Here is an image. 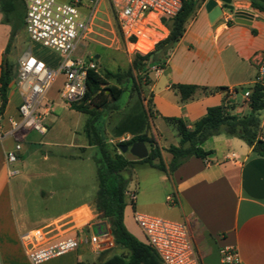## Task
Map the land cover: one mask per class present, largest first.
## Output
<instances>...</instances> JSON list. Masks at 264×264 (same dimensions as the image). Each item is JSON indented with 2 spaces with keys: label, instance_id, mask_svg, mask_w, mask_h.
<instances>
[{
  "label": "crops",
  "instance_id": "crops-1",
  "mask_svg": "<svg viewBox=\"0 0 264 264\" xmlns=\"http://www.w3.org/2000/svg\"><path fill=\"white\" fill-rule=\"evenodd\" d=\"M82 1L83 10L92 2ZM206 2L188 21L183 37L165 60L164 71L152 73L150 91L155 134L158 131L160 138L169 134L174 139L169 146L158 140L167 168L172 156L168 152L166 155L165 151L180 142L176 127L167 119H183L192 129L211 107L225 105L231 114L237 116L250 113L249 102L239 104L238 101L245 99V93L251 94L255 85L260 56L264 53V15L247 23L239 22L236 12L252 11L251 3L249 0H233L232 9H224L212 22ZM218 4L222 6L221 2ZM2 19L0 11V67L11 32L10 25L3 24ZM25 33L22 28L14 39L8 59L13 51L17 52L18 62L29 53L22 38ZM19 39H22L21 43ZM9 62L16 71L8 90L7 108L0 114V133L9 127L11 118L18 117L22 102L16 85L18 67L10 59ZM176 85H194L200 89L193 99L183 102L174 88ZM219 88L223 90L210 93V90ZM230 90L235 92L230 94ZM259 118L264 140V109L259 112ZM203 148L210 152L206 159L192 158L173 173L161 171L167 174L166 188L176 198L166 216L173 221L188 223L202 264H221L220 249L225 246L240 251L242 264H264V157L243 140L227 134L210 138ZM93 204L78 205L54 221L67 220L71 234L84 227L91 228L95 217ZM82 209L89 210L91 216L88 220L81 221L75 215ZM131 209L129 216L127 208L125 210V225L146 244L143 232L133 218V211H139L137 205ZM97 228L100 225H94L96 233L99 232ZM113 249L105 251L108 252L106 258L113 255ZM120 250L121 254L128 253ZM100 255L82 245L77 251L50 261L97 264ZM92 256L96 261L86 260Z\"/></svg>",
  "mask_w": 264,
  "mask_h": 264
},
{
  "label": "rangeland",
  "instance_id": "rangeland-1",
  "mask_svg": "<svg viewBox=\"0 0 264 264\" xmlns=\"http://www.w3.org/2000/svg\"><path fill=\"white\" fill-rule=\"evenodd\" d=\"M92 4L93 2H90L89 6L85 5V14L92 11ZM22 38L28 52L31 50L34 56L43 59L51 67H56L61 61L57 53L31 42L27 34ZM21 41L22 39H19L20 43ZM72 57L95 62L103 76L108 72L116 74L132 70L134 55L128 53L112 0L98 2L95 18L86 39L78 44ZM9 59L16 67L19 66L20 60L18 62L16 51L11 53ZM153 68L154 66H150L145 73L146 78L128 88L117 107L113 106L104 113L102 123L109 144H123L141 133L152 137L157 144L158 140L165 146L174 142L169 134L160 138L157 131L156 135L154 115L152 118L147 117L151 105L150 85ZM134 75L136 76L135 72ZM64 80L65 77L60 75L48 94V99L55 101V112L48 122L49 132L45 136L36 133L25 141L17 163L9 166L6 164V152L15 150L14 141L7 138L0 140L1 264H29L20 241L21 234L53 223L57 216L78 205L93 204L95 201L99 187L94 159L97 150L88 145L84 133L88 116L73 110L61 98L60 91ZM110 87L120 88L112 79L106 80L103 86ZM109 100L112 101V98ZM238 102L240 104L248 101L241 99ZM146 146L150 153V144ZM165 154L167 155V151ZM124 155L129 160H138L130 153ZM165 173L145 163H138L130 172L125 173L130 181L128 190L137 193L133 203L127 199L128 216L132 212L133 204L143 213L168 218L166 214L171 210V206L167 201L170 193L165 185ZM57 224L60 222L57 221ZM96 230L102 235L107 233L105 226ZM111 251L113 254H121L119 247ZM99 258L100 256L98 260ZM86 260L96 261V257L92 256ZM43 264H57V260Z\"/></svg>",
  "mask_w": 264,
  "mask_h": 264
},
{
  "label": "built area",
  "instance_id": "built-area-1",
  "mask_svg": "<svg viewBox=\"0 0 264 264\" xmlns=\"http://www.w3.org/2000/svg\"><path fill=\"white\" fill-rule=\"evenodd\" d=\"M22 1L26 5L24 29L29 39L57 53L61 61L56 67H51L34 56L31 50L20 61L16 76L22 100L18 117L11 118L9 127L0 133V140L10 138L15 144V150L6 152L7 166L18 162L24 142L32 133L45 136L49 132L48 122L55 112V105L48 99V94L57 78L60 75L65 77L60 94L63 101L71 106L84 99L89 70L98 71L95 62L74 59L72 55L78 44L86 39L100 0L92 1L93 8L89 14L83 12L82 0ZM112 4L130 55H147L165 40L170 34L166 21L177 16L183 6L182 0H112ZM153 69L164 71V68ZM255 85L264 88V53L260 56ZM234 92L230 90V94ZM250 96L249 92L244 94L248 102ZM126 198L133 203L136 194L128 190ZM167 201L175 204L174 194L168 195ZM94 213L92 227H84L73 234L69 233L67 220H56L21 234L20 241L28 261L42 264L75 252L82 245L89 246L96 255L115 248L108 218L103 217L95 207ZM75 215L81 221L91 216L88 209H82ZM133 218L143 232L146 244L156 252L162 264H202L188 223L137 210L133 211ZM94 225L105 226L107 233H96ZM220 257L221 264H242L236 247H222Z\"/></svg>",
  "mask_w": 264,
  "mask_h": 264
},
{
  "label": "trees",
  "instance_id": "trees-1",
  "mask_svg": "<svg viewBox=\"0 0 264 264\" xmlns=\"http://www.w3.org/2000/svg\"><path fill=\"white\" fill-rule=\"evenodd\" d=\"M206 1L182 0L183 6L178 15L166 21V25L170 30L169 36L159 42L149 54H135L132 70L116 74L108 72L106 76H103L99 71L89 70L87 92L84 99L71 105L73 110L88 116L84 133L88 145L97 150L94 159L97 165L99 187L93 205L96 211L101 213L103 217L108 218L116 247L128 252L127 254H113L109 258H106L108 252H103L97 264H162L156 252L133 235L124 221L125 210L128 206L126 192L130 183L125 173L130 172L138 163L148 164L150 167L162 172L169 171L173 173L192 158L206 159L210 152L204 150L203 144L210 138L221 134L243 140L255 153L264 157V140L262 139L261 120L259 118V112L264 109V88L259 85H254L251 88L250 113L247 115H233L225 105H220L209 108L207 114L198 120L192 129L187 126L183 119H167L168 123L176 127L180 138L178 146L172 145L167 149V152L172 156L168 168L163 159L161 148L146 133H141L130 141L117 146L109 144L106 138L102 123L104 113L113 106L117 107V103L122 100L131 85H136L139 80L146 78L145 73L150 66L165 67V60L183 37L188 21ZM249 1L252 11H237V19L251 21L260 17L261 14L264 15V0ZM0 11L3 14L2 23L11 27L4 60L0 67V114H3L8 105L9 86L15 76L14 67L9 62L8 54L14 39L20 30L24 28L26 5L22 0H0ZM105 79L114 80L120 88H103L106 84ZM174 88L180 94L183 102L193 99L197 90L200 89V87L194 85H176ZM218 90H223V88L210 90V93H215ZM109 98H112V101ZM150 104L148 118H152L154 115L152 95ZM140 141L151 146L147 158L129 160L124 154L120 153V146H132Z\"/></svg>",
  "mask_w": 264,
  "mask_h": 264
},
{
  "label": "water",
  "instance_id": "water-1",
  "mask_svg": "<svg viewBox=\"0 0 264 264\" xmlns=\"http://www.w3.org/2000/svg\"><path fill=\"white\" fill-rule=\"evenodd\" d=\"M218 2L222 3V6H219ZM233 0H208L206 2V9L210 14L211 21L218 19L224 9H232ZM239 22L247 23L246 19H239ZM122 154L130 153L132 156L139 160H143L149 156V150L144 142H136L132 146L122 145L119 148Z\"/></svg>",
  "mask_w": 264,
  "mask_h": 264
}]
</instances>
